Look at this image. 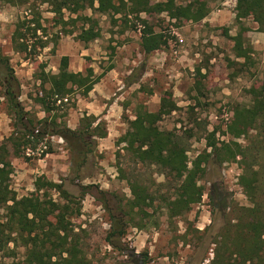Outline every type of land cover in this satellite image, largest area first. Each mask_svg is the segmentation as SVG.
I'll return each mask as SVG.
<instances>
[{
	"label": "rangeland",
	"instance_id": "obj_1",
	"mask_svg": "<svg viewBox=\"0 0 264 264\" xmlns=\"http://www.w3.org/2000/svg\"><path fill=\"white\" fill-rule=\"evenodd\" d=\"M165 2L150 0V11L139 15L130 14L119 0H113V4L119 6L120 13L114 9L102 13L84 2L85 7L78 13L65 8L57 15L54 7L42 0H0V146L11 136L16 123L5 96L9 89L19 94V102L32 118L42 120L48 114L35 102L36 96L42 94L37 79L42 69L57 73L62 57L68 56L72 72L99 80L87 95L76 90L64 100L65 104L58 102V109L52 113L70 130H77L86 115L98 117L108 135L112 134L97 138L82 179L71 182L73 155L67 142L57 136L45 138L35 151L23 157L10 158L14 166L10 188L18 198L35 193V182L40 177L62 183L76 197L82 194L81 186H90L80 202L81 215L72 219L71 226L78 232L92 264H136L131 255H137L135 259L140 264L143 254H148L146 264H210L215 256L213 242L224 223L219 216L213 217L211 184L223 183L234 209L250 206L240 185V158L222 166L210 163L207 176L200 181L204 187L202 202L185 216L169 218L159 200L155 208L147 209L149 218L142 222L146 228L134 227L141 220L135 217L121 241L122 250L106 243L110 217L101 198L105 196L111 208L131 199L125 175L137 176L160 196L177 198L176 186L169 185L156 166L134 163L125 150L126 144L120 142L129 129V121L141 108L156 112L165 97L176 103L177 110L165 116L160 126L180 133L192 132L187 141L191 166L199 154L211 151V133L216 142L230 139L223 132L234 107L249 103L253 96L250 91L264 93V32L252 17L237 19L236 0H176L178 5L196 3L197 8L205 10V17L198 21H178L167 12H159L156 6ZM98 6L96 2L95 8ZM143 21L155 32L164 33L168 45L145 54L141 47ZM17 29L27 51H18L13 45ZM90 29L98 37L85 41L80 34ZM239 33L249 54L244 64L234 51V37ZM4 60L9 62L18 84L11 79ZM238 141L246 144L243 139ZM46 150L50 153L44 155ZM121 168L126 174L121 173ZM50 195L60 200L56 190H51ZM227 220L235 222L232 210ZM24 254V247L13 242L0 253V264L23 260Z\"/></svg>",
	"mask_w": 264,
	"mask_h": 264
},
{
	"label": "trees",
	"instance_id": "obj_2",
	"mask_svg": "<svg viewBox=\"0 0 264 264\" xmlns=\"http://www.w3.org/2000/svg\"><path fill=\"white\" fill-rule=\"evenodd\" d=\"M42 1L52 5L57 15H61L65 8L78 13L79 9L85 7L84 2L88 3L89 8L102 13H107L109 9L120 13L119 6L114 5L113 0ZM119 1L130 14L139 15L150 11V0ZM96 2L99 4L98 8H95ZM236 2L237 19L240 21L252 17L259 25V30L264 32V0ZM156 7L159 12H167L178 21H198L206 15L205 10L197 8L196 3L181 6L176 0H166ZM71 21L74 22L75 19L71 18ZM142 23L144 29L141 34V47L145 54H151L168 45V37L164 33L155 32L147 21ZM80 35L85 41L98 37L94 29L83 30ZM12 41L18 51H27L28 46L23 41L20 30L15 31ZM234 41L236 58L243 59L245 62L241 63L244 64L249 54L244 47L241 33L235 35ZM4 62L11 79L18 84L9 62ZM37 79L40 81L42 94L36 96L35 102L48 114L47 118H32L22 107L19 94L14 90L9 89L5 94L16 123L11 136L0 146V253L6 251L14 242V245L20 243L24 247L25 254L23 260L10 264H92L81 246L78 232L71 226L72 219L81 215L80 202L89 193L90 186H81L82 194L76 197L62 183L57 184L40 177L35 182V193L18 198L10 188V177L14 171L10 158L23 157L35 151L45 138L57 136L67 142L73 155L71 172L74 177L71 182L82 179V170L95 152L97 138H106L107 129L98 122V117L86 115L77 130H70L67 126H62L57 116L52 113L58 109L59 101L65 104L64 100L76 90H82L87 95L99 80L91 79L82 72H72L69 69L68 56L62 57L57 73L42 69ZM258 93L256 90L250 91L249 94L253 95L250 102L234 107L233 116L223 132L230 139L216 142L215 135L211 133L208 143L211 151L205 150L199 154L191 166L188 162L187 141L192 138V132L180 133L162 129L160 126L165 116L177 110L176 103L165 97L156 112L141 108L135 119L129 121V129L120 138V142L126 144L125 150L134 163L156 166L166 176L169 185L176 186L177 198L173 199L164 194L160 196V192H151L137 176L125 175L123 178L127 179L132 191L131 199L125 203L120 201L118 208H111L106 197L101 198L110 217L106 243L114 249L122 250L121 241L127 228L134 223L135 217L139 216L141 220L133 226L146 228L147 224L142 222L149 218L147 209L155 208L159 200L168 211L169 218L185 216L194 205L202 202L204 187L200 185V181L207 176L208 165L214 163L222 166L240 158L243 169L240 185L250 206L234 209L231 194L225 190L223 183L217 181L211 184L209 198L213 217L219 216L224 223L218 238L213 242L216 246L215 256L210 264H264V93ZM96 122L97 125L94 126ZM240 139L245 140L246 144L239 143ZM47 153L50 150L43 151L44 155ZM120 171L125 173L122 168ZM53 189L59 194L60 200L51 197L50 191ZM231 210L235 222L227 220ZM140 256L143 257L140 264H146L148 254ZM130 258L136 264L139 261L135 259L137 255H131Z\"/></svg>",
	"mask_w": 264,
	"mask_h": 264
},
{
	"label": "crops",
	"instance_id": "obj_3",
	"mask_svg": "<svg viewBox=\"0 0 264 264\" xmlns=\"http://www.w3.org/2000/svg\"><path fill=\"white\" fill-rule=\"evenodd\" d=\"M108 136L110 137V136H112V134L109 132V135H108ZM13 167H14V166H13Z\"/></svg>",
	"mask_w": 264,
	"mask_h": 264
},
{
	"label": "built area",
	"instance_id": "obj_4",
	"mask_svg": "<svg viewBox=\"0 0 264 264\" xmlns=\"http://www.w3.org/2000/svg\"><path fill=\"white\" fill-rule=\"evenodd\" d=\"M65 101H67V99H65ZM59 102H61V101H59Z\"/></svg>",
	"mask_w": 264,
	"mask_h": 264
}]
</instances>
